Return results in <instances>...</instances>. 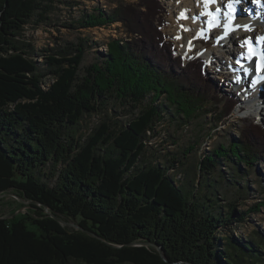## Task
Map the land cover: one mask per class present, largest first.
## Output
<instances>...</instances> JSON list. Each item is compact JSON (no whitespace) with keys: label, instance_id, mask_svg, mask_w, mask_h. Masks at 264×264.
Masks as SVG:
<instances>
[{"label":"trees","instance_id":"obj_1","mask_svg":"<svg viewBox=\"0 0 264 264\" xmlns=\"http://www.w3.org/2000/svg\"><path fill=\"white\" fill-rule=\"evenodd\" d=\"M55 2L0 0V193L15 189L38 201L34 216H0V264H264V227L234 232L261 212L264 194L238 210L237 200L221 203L213 185L237 184L245 198L244 178L264 163V125L244 120L227 145L205 151L191 170L182 171L179 157L186 160L192 145L157 158L149 144L157 125L202 114L219 124L237 96L218 90L203 58L176 54L162 30L161 0L96 5L63 23L121 22L132 34L108 38L85 66L88 38L38 49L26 35L28 27L50 25ZM54 178L52 186L44 181ZM55 217H70L97 237ZM146 241L166 259L151 245L131 244Z\"/></svg>","mask_w":264,"mask_h":264},{"label":"rangeland","instance_id":"obj_2","mask_svg":"<svg viewBox=\"0 0 264 264\" xmlns=\"http://www.w3.org/2000/svg\"><path fill=\"white\" fill-rule=\"evenodd\" d=\"M71 1V4L68 3H59L58 0L55 2V9L51 13V19L52 22L49 24H41L37 28L28 27L26 29V35L30 38L31 42L34 44L36 48H43L46 46H53L56 39L59 41L67 40V41H74L77 40L78 37H84L88 38L90 40L89 43H91L90 49L86 52L82 66H85L92 61H94L98 54L97 51L103 50V47L105 46V42L110 37H116L119 35H122L124 37H130L132 34H127L125 31V28L122 26L121 22H118L117 24H113L109 27H90V28H79V29H72L70 27L63 26V23H70V21L74 18H77L81 12L83 11H90L94 6L99 5L104 8H112L117 5V3H136L137 0H66ZM164 5V11H165V24L162 27L163 32L166 34L168 39L172 41L174 44V47L176 48V54H181L183 59L185 61L191 59L194 56L202 55V50H209L210 52H213V50H217L218 48L217 43L215 42V38L212 37L211 41L205 42L206 38H202L197 42L195 40V37L198 36L201 32L203 34L205 32L206 27L201 26L202 21L204 18L202 17V14L198 15L196 0H186L185 10H184V17L186 23H184L182 20H180L179 12L180 10L177 8L176 0H161ZM247 5L250 4L251 7L254 5L252 4L253 1L251 0H243ZM76 3L75 5L72 4ZM223 2V1H222ZM71 5V6H70ZM193 10V11H192ZM178 11V12H177ZM192 13L194 15L190 16L191 19L195 16H199L200 22H194L191 21L189 18V14ZM180 27V28H179ZM217 33V32H214ZM256 33V32H255ZM186 35L189 36L193 41L191 42L192 48H195L196 51L189 52L187 51V40ZM258 35V34H256ZM137 36V35H134ZM232 40V34L230 40L233 41L234 47L232 48V52L235 51H242V45H238L237 41L238 38L235 34H233ZM253 36V33H249L247 37ZM128 39V38H127ZM222 40V37H220L218 40ZM235 39V41H234ZM94 42V43H93ZM226 42V39H223V43ZM235 42V43H234ZM220 43V42H219ZM238 46V48H237ZM226 48V46H224ZM222 49V57H214L216 54L211 55V58L208 59L207 57L204 60L205 70L210 75V77L214 78L218 85L217 88L220 91H223L222 94L225 95H236L237 98L241 97V94L239 93V88L236 85L231 86H225L221 85L220 81H224L227 84H229L231 81V77L228 76L226 73V69L229 71V68L227 65H233L234 66V60L236 58V51L235 54L233 53L231 57H227L228 52L225 51V49ZM191 48V49H192ZM106 49V47L104 48ZM238 49V50H237ZM219 51H221L219 49ZM189 55H184V54ZM225 56V57H224ZM38 60H41L38 58ZM225 72V73H221ZM248 78L244 77V81H246ZM48 80H46L47 82ZM251 80L246 81L247 84H249ZM261 81V98L260 101H263L260 115H257L258 117H254L253 115L247 116L246 111L243 110L242 112L238 111L239 105L236 104L235 107L231 110V113L225 117L223 122H220L219 124H214L212 119V114H202L199 117L193 119L190 121V123H185L184 125H178V123L174 124H168L167 122H161L159 125L156 126L155 132L152 133L153 138L151 139L152 147H154V150H150V152L156 154L157 158L159 155L167 154L173 155L180 153V151H183L188 146L192 145L193 150L190 151V153L187 154L186 160L182 159V155L180 154L179 160L184 161V167H182V171L185 170H191L193 168H196L197 162L199 159L203 156L205 151L212 149L213 147L217 146L219 143L228 144L229 140L233 138L232 136H236L237 128L243 124L244 120L247 121H255L259 122V124L264 125V83ZM226 84V85H227ZM257 87V84L256 86ZM238 88V89H237ZM241 89V88H240ZM258 90V88H256ZM254 97V94L252 95ZM260 97V96H258ZM241 104H244L241 102ZM242 110V109H239ZM239 112V113H237ZM246 115V116H245ZM244 116V117H241ZM115 118H118L121 120L122 123H126L129 119L128 116H125L123 114H115ZM263 119H262V118ZM99 119L91 118L85 121V125H83V130L88 132V129L96 125ZM89 127L88 129H86ZM168 133V136L166 135ZM162 157V156H161ZM167 157V156H163ZM155 159V158H153ZM252 173H250L246 178H244L243 183L245 182L250 187V190L248 194L245 196V198L239 199L238 195L236 194L237 190V184H234L233 186H230V184H224L223 186H220L221 183L213 182V185L215 188H217V195L221 196V203H226L228 201L237 200V209L238 210H245L247 207H249L251 204L256 203L257 201H260L263 194H264V163H258L256 167L251 168ZM224 171V174L227 175L228 170H222ZM215 177H218L219 175L216 173L214 175ZM197 178V177H196ZM197 179H194L193 182H195ZM203 180V179H202ZM47 183H49L50 186L54 185L55 178L48 181L47 179H44ZM205 182H201L200 186L202 187ZM243 183L241 182L239 185L243 186ZM199 186V187H200ZM219 186V187H218ZM240 191L243 189L239 188ZM199 191V189H198ZM261 197V198H260ZM219 201V200H218ZM36 209L31 206V203L23 198L22 194L19 193V191H16L15 189H9L4 192L3 196L0 198V216L5 218H10L12 216L20 215V214H30L32 216L36 215L35 212ZM51 211L49 209H44L45 214H49ZM250 221L248 223L243 224V226L234 228V232L242 235L250 234L252 230L257 227H264V206H262L261 212L258 213H252L250 215ZM63 221H67L70 224V227H73L72 224H77L73 219L70 217H62L60 218ZM29 224V223H28ZM239 223H237L238 225ZM67 225V224H66ZM32 227V226H30ZM74 228V227H73Z\"/></svg>","mask_w":264,"mask_h":264},{"label":"bare ground","instance_id":"obj_3","mask_svg":"<svg viewBox=\"0 0 264 264\" xmlns=\"http://www.w3.org/2000/svg\"><path fill=\"white\" fill-rule=\"evenodd\" d=\"M251 1H253L252 3L254 5L253 7H251L250 5L251 3L247 5L243 0H196L195 5L197 6V10L195 13L198 12V15L202 14V17L204 18V20L202 21L201 26H205L206 29L203 34H201L200 32V34L195 37V40L199 42V40H201L202 38L203 39L206 38L205 42H208V41H211L212 37L216 39L214 42V43H217L216 47L218 49L216 51L213 50V52H210L209 50H202V53H201L202 55L210 59L211 55H214V54H216L214 56L216 58L222 57L223 54L221 53H222V49L224 46H226V48L224 47L225 51L228 52L226 53L227 57H231L233 54L232 47H234L232 40L233 38H235V36L233 37V34L237 36L239 40L237 41V44L242 45V52L244 54L245 59H247L246 62L248 65H251V68H249L248 66L247 70H242L243 74L251 75L247 77L248 79L246 81L249 82V80L251 81L254 80L253 83L251 84V87L248 88V85H245L246 84V81H244L245 76H241L239 75L238 71L232 68H229V73L231 72L232 75L237 76L236 78L233 77L231 81L241 88L240 89L241 97L245 98V99L238 98V104H240L238 111L242 112L243 110H245L247 113L246 114L247 116H249L248 115L249 113L250 115H253L254 117H258L257 115H260L259 112H261V107L263 103V101L259 102V99L261 98V95H262V92H261L262 89L260 86L261 73L260 74L256 73V70H258V68H255V72L252 70V65L256 62L255 58L257 57V55L254 58H251V56L255 52H259L258 58L259 60H261V62L264 65V0H251ZM232 3L233 4L237 3V6L235 8L232 7V9H229L227 5L232 4ZM176 5H177V8L180 10L179 12L180 20L186 23L185 17H184L186 0H176ZM217 9H219V12L220 11L221 12L220 13L217 12ZM181 13H183V16H181ZM188 14H189V18L191 21L200 22L199 16L195 14L193 19H191L190 16L194 14L192 13H188ZM227 16H230L233 19V21L229 22L225 18ZM254 21H260L261 26L254 27ZM226 25H227V29H226ZM231 27L235 29L232 30ZM226 30H227V35H225ZM214 32H217V33H214ZM249 33H253V36L247 37ZM231 34H232V40H230ZM220 37H222V40L221 39L218 40ZM227 37L229 38L230 45L229 43L227 45L223 43V39H226ZM186 40H187L186 46H188L187 51H189L190 53L193 51H196L197 46L195 48H192L193 46L191 42L193 40L187 35H186ZM259 40H263L262 47L257 44ZM245 41H247V43H245ZM219 49L221 51H219ZM184 55H189V54H184ZM233 60L235 61V59ZM235 67H237V65L234 62L233 68ZM263 71H264V68H263ZM221 73L223 74L225 72H221ZM256 84H257V87H255ZM256 88H258V90ZM252 90H254L253 91L254 97H252L249 94L252 92ZM241 102L244 104H241ZM239 109H242V110H239Z\"/></svg>","mask_w":264,"mask_h":264},{"label":"water","instance_id":"obj_4","mask_svg":"<svg viewBox=\"0 0 264 264\" xmlns=\"http://www.w3.org/2000/svg\"><path fill=\"white\" fill-rule=\"evenodd\" d=\"M3 194L4 193H0V198L3 196ZM25 195V194H24ZM24 198V197H23ZM25 199V198H24ZM27 201H29L30 203H32V204H38V201H33V200H27ZM44 209H48V206L47 205H44ZM50 216H53L52 214H51V212H50V214H49ZM54 217V216H53ZM55 219L56 220H58V221H60L61 223H63V224H67V225H69L70 223L69 222H67V221H63V220H61V219H59V218H57V217H55ZM73 225V227L75 228V229H79V230H81V231H83V232H85V233H87V234H89V235H92V236H95V237H97L93 232H91V231H89V230H87V229H85L82 225H80V224H72ZM70 226V225H69ZM131 244H140V245H151V246H153V247H155L158 251H159V254L162 256V258L163 259H166L165 258V256H164V253H163V251L157 246V245H155V244H153V243H151V242H135V243H131Z\"/></svg>","mask_w":264,"mask_h":264},{"label":"snow or ice","instance_id":"obj_5","mask_svg":"<svg viewBox=\"0 0 264 264\" xmlns=\"http://www.w3.org/2000/svg\"><path fill=\"white\" fill-rule=\"evenodd\" d=\"M227 7H228L229 9H232V4H228ZM217 12H219V9H217ZM226 15H227V14H226ZM181 16H183V13H181ZM226 29H227V25H226ZM225 35H227V30H226V32H225ZM245 43H247V41H245Z\"/></svg>","mask_w":264,"mask_h":264}]
</instances>
